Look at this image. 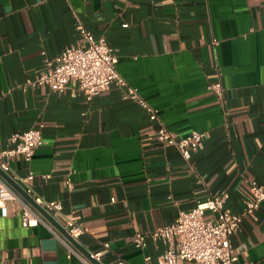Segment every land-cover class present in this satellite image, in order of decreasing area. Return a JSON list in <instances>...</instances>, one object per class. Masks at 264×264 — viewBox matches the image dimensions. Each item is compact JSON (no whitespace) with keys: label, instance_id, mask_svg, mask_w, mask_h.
<instances>
[{"label":"crops","instance_id":"obj_1","mask_svg":"<svg viewBox=\"0 0 264 264\" xmlns=\"http://www.w3.org/2000/svg\"><path fill=\"white\" fill-rule=\"evenodd\" d=\"M78 23L106 38L117 70L158 120L123 99L125 87L91 100L73 81L60 92L22 88L44 72L45 56L85 45ZM216 81L223 100L207 88ZM159 122L177 137L204 133L189 160L157 141ZM30 127L42 143L2 171L62 209L45 210L49 220L0 175L45 222L26 227L12 208L0 214V264H83L63 240L84 255L108 242L97 264H157L164 243L147 236L137 248L135 233L173 222L214 192H228L224 207L240 212L249 181L264 184V0H0V148ZM71 214L83 228L75 243L64 228ZM230 241L240 262L264 264V202Z\"/></svg>","mask_w":264,"mask_h":264},{"label":"built area","instance_id":"obj_2","mask_svg":"<svg viewBox=\"0 0 264 264\" xmlns=\"http://www.w3.org/2000/svg\"><path fill=\"white\" fill-rule=\"evenodd\" d=\"M80 36L85 40V45L69 44L58 54L45 56L44 72L34 77L25 78L22 88L28 86L48 87L52 91H63L70 81L76 83V89L86 100H91L112 85L123 88L121 97L137 102L147 113L151 120H158V111L137 92L136 88L127 85L124 77L117 70L118 55L105 37H95L81 23L76 25ZM44 54V52H42ZM217 98L223 100V88L220 82L207 85ZM204 133L192 130L184 136L177 137L165 125L159 122L156 139L164 146H175L185 160L191 158V151L203 138ZM42 143V132L38 127H30L20 132H14L8 137V143L0 148V169L7 171L8 158L15 155L30 160L36 148ZM29 172L21 180L28 181L33 178ZM48 174L42 177L47 178ZM68 187L71 182L67 179ZM34 203L50 213H59L62 204L58 200H45L34 194L30 186L25 189ZM251 198L246 201L240 212H230L224 205L229 197L228 192H214L204 200L188 209L180 210L177 218L154 229L149 234L137 232L132 238L133 245L142 248L146 237L161 239L165 249L157 258V264H184L193 261L196 264H245L240 262L238 255L231 245V235L237 232L245 215L257 219V211L264 202V184L256 180L249 181ZM11 208L20 215L23 226H36L44 222L38 211L25 199L20 197L0 177V214L7 216ZM211 212L214 217L206 218L205 212ZM64 228L72 239H77L83 228L74 214L65 218ZM68 248L67 256L75 255L83 264H97L103 253L109 249V243L104 242L102 249L88 252L84 255L78 252L70 243L64 241ZM117 264H122L118 262Z\"/></svg>","mask_w":264,"mask_h":264},{"label":"water","instance_id":"obj_3","mask_svg":"<svg viewBox=\"0 0 264 264\" xmlns=\"http://www.w3.org/2000/svg\"><path fill=\"white\" fill-rule=\"evenodd\" d=\"M0 175L5 178L8 182H10L27 200H29L33 206L42 214L44 215L46 218H48L49 220H51V217L47 214V212L45 210H43L41 207H39L38 205L34 204L33 201L29 198V196L27 194H25L24 191L18 189V186L12 182V180L9 178V176L4 173L1 169H0ZM73 243H75V241L73 239H71Z\"/></svg>","mask_w":264,"mask_h":264}]
</instances>
